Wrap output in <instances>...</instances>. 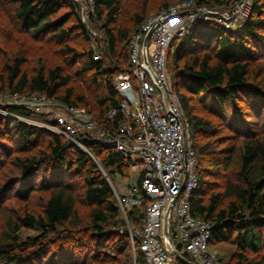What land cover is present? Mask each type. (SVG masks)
Masks as SVG:
<instances>
[{"label": "trees", "instance_id": "obj_1", "mask_svg": "<svg viewBox=\"0 0 264 264\" xmlns=\"http://www.w3.org/2000/svg\"><path fill=\"white\" fill-rule=\"evenodd\" d=\"M6 1L25 33L48 35L59 44L61 59L70 61L67 68L43 65L30 74L23 69L26 57H15L0 67V91L44 95L85 108L105 123L108 111L120 106L114 77L130 69L131 38L150 14L184 0H138L130 8L126 0H95L96 14L87 24L72 0ZM195 1L209 8L233 2ZM187 26L170 46L168 69L191 124L198 179L192 212L205 221H221L211 246L233 249L228 260L218 254L222 264H264V0H252L238 30L213 21ZM91 30L98 35L100 60H94L93 47L73 43L76 38L91 45ZM193 101L200 102L199 113ZM7 110L45 118L23 108ZM217 117L223 124L212 121ZM123 121L120 115L114 119L115 125ZM223 128L234 133V143L212 138ZM78 139L98 162L75 142L0 113V264H134L127 223L105 177L112 182L116 174L128 177L131 157L88 134ZM34 191L47 193L39 210L28 205ZM11 198L22 200L23 207L13 212L7 206ZM128 215L131 226L139 228L144 210ZM23 227H38L41 233L20 241ZM137 264H144L140 250Z\"/></svg>", "mask_w": 264, "mask_h": 264}, {"label": "built area", "instance_id": "obj_2", "mask_svg": "<svg viewBox=\"0 0 264 264\" xmlns=\"http://www.w3.org/2000/svg\"><path fill=\"white\" fill-rule=\"evenodd\" d=\"M72 1L82 23L96 14L95 0ZM251 10L252 0H234L222 8L184 0L150 14L130 40L129 71L114 77L120 106L108 111L105 123L85 108L68 107L44 95H11L13 105L45 118L31 119L9 111L8 115L75 142L96 162L79 141L80 135L88 134L131 157L128 177L116 174L112 182L104 174L127 223L134 264L138 250L144 264H222L211 246L213 230L221 221H205L192 212L191 198L198 187L197 160L191 124L172 89L168 57L173 40L188 32L189 23L213 21L236 29L245 24ZM90 36L94 60H100L103 52L98 35L91 30ZM119 115L124 121L115 125ZM136 208L144 210L139 228L131 226L128 215Z\"/></svg>", "mask_w": 264, "mask_h": 264}, {"label": "rangeland", "instance_id": "obj_3", "mask_svg": "<svg viewBox=\"0 0 264 264\" xmlns=\"http://www.w3.org/2000/svg\"><path fill=\"white\" fill-rule=\"evenodd\" d=\"M140 0L139 2H141ZM178 0H170V4L175 3ZM234 1V0H233ZM138 2V0H126V8H130L133 3ZM134 3V5H135ZM233 3V2H232ZM177 4V3H175ZM174 5V4H173ZM231 5V4H230ZM229 5V6H230ZM227 6V7H229ZM160 8V7H158ZM131 15H129L126 19L127 22L131 20ZM87 24V23H86ZM224 27V26H223ZM236 29H229V30H238ZM24 31L23 27L20 23H16L12 20V8L10 4L6 0H0V67L2 68L6 61H10L15 59V57L25 56L27 61L23 65V69H25L30 74L35 73L36 70L40 68V66L46 65L52 66L54 64H60L63 68H67V64L70 60H66V57L61 59V54L59 53V44L51 39L48 35H34L32 32ZM92 41V40H91ZM73 43L80 47H93V41L91 45L84 41V40H77L76 38L73 39ZM260 61V60H258ZM76 66V65H75ZM260 69L264 73V58L262 64H260ZM66 72V70H65ZM74 84V82L72 81ZM3 83L0 82V85ZM7 87V86H6ZM8 89V88H6ZM14 94V95H13ZM11 95L13 97H23L28 95H22L21 93H11L9 90L0 91V113L4 114L5 116L20 120L19 118L13 117L12 115H8L7 109L11 107H18L17 104L13 105V102H10ZM193 99V98H192ZM191 99V100H192ZM200 103L198 101H193L195 105V111L199 113L198 108L200 109ZM26 110V109H25ZM37 119V118H36ZM215 123L221 122L222 119L220 118H213ZM21 121V120H20ZM223 124V123H222ZM223 126V125H222ZM218 126H216L217 128ZM214 129V128H213ZM234 133L229 129H221L214 135L212 138H218L219 141L224 143H234L235 140L231 139ZM238 145H241L242 142L240 140L236 141ZM137 159H141L139 156H136ZM40 178L38 179V182ZM47 193L34 191L33 196L31 197L28 205L31 209L39 210L41 207V202L45 199ZM8 207L11 208L13 212H16L19 208L23 207L24 202L22 200L14 201L13 198L9 199ZM81 211L84 210V206L80 205ZM10 212V211H9ZM12 213V212H11ZM41 233V229L38 227H23L18 232V237L20 241L26 240L29 237H35ZM214 251L217 252L219 255H223L226 260L232 255L233 249L227 245H218L215 248L212 247ZM169 264H174V262H169Z\"/></svg>", "mask_w": 264, "mask_h": 264}, {"label": "water", "instance_id": "obj_4", "mask_svg": "<svg viewBox=\"0 0 264 264\" xmlns=\"http://www.w3.org/2000/svg\"><path fill=\"white\" fill-rule=\"evenodd\" d=\"M169 211H170V208L168 209L167 213H166V222H165V229H166V233L168 232L167 231V216L169 214Z\"/></svg>", "mask_w": 264, "mask_h": 264}]
</instances>
